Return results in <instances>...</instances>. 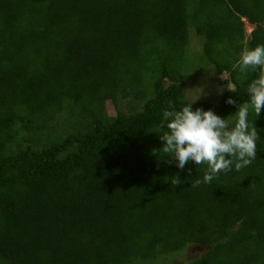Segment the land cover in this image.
<instances>
[{
  "label": "trees",
  "instance_id": "16d2710c",
  "mask_svg": "<svg viewBox=\"0 0 264 264\" xmlns=\"http://www.w3.org/2000/svg\"><path fill=\"white\" fill-rule=\"evenodd\" d=\"M258 44L264 0H0V264H264V109L239 172L192 187L207 166L160 151L169 100L234 119Z\"/></svg>",
  "mask_w": 264,
  "mask_h": 264
},
{
  "label": "clouds",
  "instance_id": "9594fccd",
  "mask_svg": "<svg viewBox=\"0 0 264 264\" xmlns=\"http://www.w3.org/2000/svg\"><path fill=\"white\" fill-rule=\"evenodd\" d=\"M245 20V19H243ZM241 73L259 69L258 77L247 85L248 100L239 105L234 119L221 118L212 110H193L192 103L177 110L173 101L162 113L160 127L166 125L167 131L160 135L164 154L177 161V167L184 169L189 162L206 165L203 179H197L191 185L211 183L221 173L233 170L239 172L249 166L257 157V141L260 139L254 120H249L250 112L255 118L264 109V44L254 48L245 47L233 68ZM235 92V88H228ZM229 104L235 103L231 98ZM191 169H189V172ZM180 183L178 177L172 181Z\"/></svg>",
  "mask_w": 264,
  "mask_h": 264
},
{
  "label": "rangeland",
  "instance_id": "374dc122",
  "mask_svg": "<svg viewBox=\"0 0 264 264\" xmlns=\"http://www.w3.org/2000/svg\"><path fill=\"white\" fill-rule=\"evenodd\" d=\"M252 29V25L249 24L246 20H243V31L245 32V34L247 35L249 33V31ZM188 35H189V42L187 44V49H188V53H196L197 51L200 50V41L201 38L197 35H195L192 32V29H188ZM195 36V37H194ZM213 69H210L208 71L205 72V75L207 77H205L202 81V79H200L199 84L197 81V85L194 82H191V80H187L185 82H183L182 85V91L184 93V96L186 98H195L196 96H198L199 94H209L210 90H209V86L212 84L216 85V75L213 72ZM226 74L222 73L220 74V77L223 78ZM198 76V75H197ZM203 77V76H202ZM110 106V105H109ZM108 106V107H109ZM107 107V109H108ZM110 108L108 109V112ZM206 249L205 245H200V244H191V245H187L186 247H184V249L179 252L176 253L170 260H171V264H180L183 260L193 257V256H198L200 253L204 252Z\"/></svg>",
  "mask_w": 264,
  "mask_h": 264
}]
</instances>
